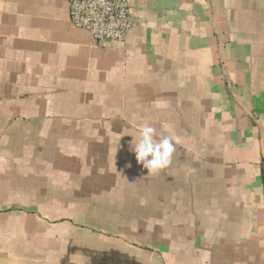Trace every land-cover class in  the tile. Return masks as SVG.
<instances>
[{"label": "crops", "instance_id": "0c3cea01", "mask_svg": "<svg viewBox=\"0 0 264 264\" xmlns=\"http://www.w3.org/2000/svg\"><path fill=\"white\" fill-rule=\"evenodd\" d=\"M130 5L100 44L0 0V264H264V0ZM145 122L179 137L158 174Z\"/></svg>", "mask_w": 264, "mask_h": 264}, {"label": "built area", "instance_id": "2783aa9c", "mask_svg": "<svg viewBox=\"0 0 264 264\" xmlns=\"http://www.w3.org/2000/svg\"><path fill=\"white\" fill-rule=\"evenodd\" d=\"M73 27L91 35L95 43L123 42L135 27L130 0H69ZM264 184V156L261 162Z\"/></svg>", "mask_w": 264, "mask_h": 264}, {"label": "clouds", "instance_id": "9594fccd", "mask_svg": "<svg viewBox=\"0 0 264 264\" xmlns=\"http://www.w3.org/2000/svg\"><path fill=\"white\" fill-rule=\"evenodd\" d=\"M178 140L179 137L158 132L153 124L145 122L137 127L132 151L137 162L147 169L149 174H158L172 164Z\"/></svg>", "mask_w": 264, "mask_h": 264}]
</instances>
